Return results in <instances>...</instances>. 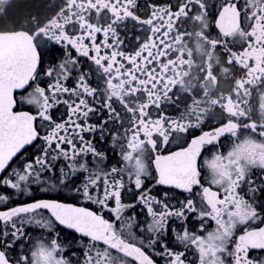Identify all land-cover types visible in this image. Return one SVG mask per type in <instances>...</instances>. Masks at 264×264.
<instances>
[{
  "label": "flooded vegetation",
  "instance_id": "flooded-vegetation-1",
  "mask_svg": "<svg viewBox=\"0 0 264 264\" xmlns=\"http://www.w3.org/2000/svg\"><path fill=\"white\" fill-rule=\"evenodd\" d=\"M2 47L7 62L28 49L37 60L0 105L5 121L30 113L42 131L90 142L104 168L122 152L147 165L148 141L167 138L208 181L217 160L241 194L264 184V0H0Z\"/></svg>",
  "mask_w": 264,
  "mask_h": 264
},
{
  "label": "snow or ice",
  "instance_id": "snow-or-ice-1",
  "mask_svg": "<svg viewBox=\"0 0 264 264\" xmlns=\"http://www.w3.org/2000/svg\"><path fill=\"white\" fill-rule=\"evenodd\" d=\"M25 115L35 125L10 119L0 141V264H264V184L241 194L217 160L208 181L167 138L148 141L147 165L122 152L104 168L90 142Z\"/></svg>",
  "mask_w": 264,
  "mask_h": 264
},
{
  "label": "water",
  "instance_id": "water-1",
  "mask_svg": "<svg viewBox=\"0 0 264 264\" xmlns=\"http://www.w3.org/2000/svg\"><path fill=\"white\" fill-rule=\"evenodd\" d=\"M5 48H0V105H8L7 96L10 95L12 97L13 91H19L26 87L28 84V81L30 80V77L32 76V73L34 71V68L36 66L37 60L33 58V55L30 53L29 49L26 50V56H21L19 59L10 60L7 62L4 58H6L5 53L3 52ZM18 61H21L20 64H18ZM11 68L10 72V79H7L6 76H4ZM23 68H25V71H23ZM12 99V98H11ZM7 114L6 110L0 109V115ZM21 115L25 116V113H22ZM26 119L22 117L20 120L19 117L17 118H11L19 121L20 123H28L32 124L29 117L26 116ZM9 121H5L2 117L0 118V128L5 126L7 127ZM3 140V133H0V141ZM130 251L134 255L140 256L141 253L136 251L130 246Z\"/></svg>",
  "mask_w": 264,
  "mask_h": 264
}]
</instances>
